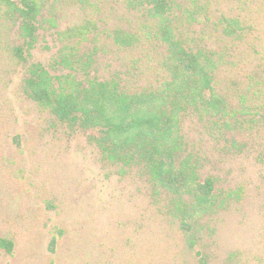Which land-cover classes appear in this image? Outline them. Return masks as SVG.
Segmentation results:
<instances>
[{
	"label": "rangeland",
	"instance_id": "1",
	"mask_svg": "<svg viewBox=\"0 0 264 264\" xmlns=\"http://www.w3.org/2000/svg\"><path fill=\"white\" fill-rule=\"evenodd\" d=\"M39 1L36 42L24 63L7 58V45L21 39L17 24L0 15V238L13 245L11 252L0 246V264H201L197 252L205 264H264V110L249 114L255 123L238 134V144L228 140L231 135L211 137L194 114L180 116L181 155L200 181L213 178L215 196L210 210L185 218L182 226L173 195L155 199L139 169L122 173L102 160L90 140L96 129L56 121L23 86L31 63L48 66L57 53V31L76 25L90 29L77 51L95 49L90 76L118 74L124 83L148 84L164 50L154 35L160 18L146 0L133 6L124 0ZM244 1L169 0L168 18L185 45L223 51L234 62L219 72L232 78V86L264 66V16ZM235 16L249 26L240 38L226 37L225 18ZM114 28L135 32L137 43L118 47L107 34ZM229 95L230 111L243 118Z\"/></svg>",
	"mask_w": 264,
	"mask_h": 264
},
{
	"label": "trees",
	"instance_id": "2",
	"mask_svg": "<svg viewBox=\"0 0 264 264\" xmlns=\"http://www.w3.org/2000/svg\"><path fill=\"white\" fill-rule=\"evenodd\" d=\"M124 1L133 6L139 0ZM146 1L151 15L161 20L155 24L154 35L164 46L153 62V78L148 84L133 86L122 82L118 74L106 78L90 76L95 49L77 52L78 43L88 39L90 29L87 25H76L57 31L60 43L57 53L48 66L31 63L23 86L26 94L56 121L70 129H96L98 134L90 140L102 160L117 165L122 173L139 169L155 199L162 192L173 195L174 215L178 211L180 225L187 227L185 218L214 206V180L206 176L200 181L193 165L182 157L180 116L194 114L211 137L227 139L231 135L229 141L240 143L238 134L247 133L255 123L249 114L264 110V66L257 65L248 71L241 86H232L228 74H224L223 83L221 66L234 62L223 51L185 45L168 18L169 0ZM246 4L249 9L254 8L250 12L255 16L261 13L264 16V0H245ZM41 9L39 0H0V15L17 24L21 39V44L7 45V58L14 64L26 62L31 54ZM244 20L239 16L226 17L222 33L229 38L242 37L249 26L244 27ZM107 34L118 47L134 45L139 39L135 32L122 28L110 29ZM75 37L78 39L73 43ZM230 93L236 98L243 118L231 112ZM260 116L264 119V112ZM55 243L56 238L52 237L51 251ZM193 244L188 242L190 248ZM0 246L11 252L13 245L11 240L0 238ZM196 255L205 264L200 253Z\"/></svg>",
	"mask_w": 264,
	"mask_h": 264
}]
</instances>
